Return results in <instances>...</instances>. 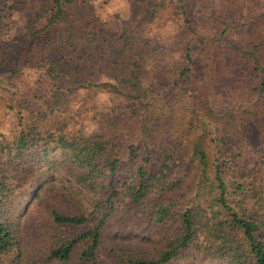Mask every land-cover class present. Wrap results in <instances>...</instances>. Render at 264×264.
I'll return each instance as SVG.
<instances>
[{"label":"trees","instance_id":"trees-1","mask_svg":"<svg viewBox=\"0 0 264 264\" xmlns=\"http://www.w3.org/2000/svg\"><path fill=\"white\" fill-rule=\"evenodd\" d=\"M92 1L0 0V25L18 26L11 40L0 38V81L23 65L39 70L32 90L9 102L21 130L0 133V255L25 256L24 218L44 204L52 264H264V1L222 0L254 42H229V53L191 38L166 95L161 81L144 83L152 45L135 35L98 40L86 17ZM239 61L259 72V84L242 79ZM91 88L125 99L97 113L100 133L46 122ZM211 91L229 95V106L214 107ZM248 122L260 130L262 155L254 156Z\"/></svg>","mask_w":264,"mask_h":264},{"label":"rangeland","instance_id":"rangeland-1","mask_svg":"<svg viewBox=\"0 0 264 264\" xmlns=\"http://www.w3.org/2000/svg\"><path fill=\"white\" fill-rule=\"evenodd\" d=\"M225 2L186 0L187 9H176L173 0H93L87 6L86 17L98 40L121 34L135 35L146 44L150 43L152 51L146 57L144 83L149 88V84L156 88V84L161 81L160 84H163L164 95H166L176 78L173 72L177 66L185 63L186 44L191 38H193V45L200 44L203 38L214 39L217 45L224 44L229 53L233 49L230 43H234L237 47H244L254 42L255 39L251 36L249 27L238 26L243 17L225 13ZM156 4H159L157 13L153 15L152 10ZM186 22H189L190 26H187ZM228 25L231 27L224 33ZM17 27L13 23L0 25V38L11 40L16 35ZM224 36L227 37L226 42L222 43L220 38ZM202 46L204 47V44ZM197 52L200 53V49ZM234 53L238 54V52ZM200 59L202 62V58ZM13 64L15 68L17 63ZM201 66L204 68L203 64ZM239 66L241 69L239 75L243 77L242 79L250 84H259V82L256 83L258 71L248 70L249 66L247 67L244 61H241ZM70 73L69 67L65 78ZM38 74L39 70L36 66L23 65L20 72L10 77L7 83L0 81V133L13 134L21 130L18 113L11 108L9 102L13 101L17 104L21 99L22 91L25 92L28 88L32 90ZM97 80L98 82L109 80L102 64L98 67ZM7 88L18 92L12 97H7L9 93H12L7 91ZM207 96L210 103L218 109L227 108L231 101L229 95L220 92L211 91L207 93ZM26 100L29 107L35 106L34 99L26 98ZM124 103L123 97L112 95L103 88L80 89L66 107L54 108L53 113H50L51 110L48 111L46 122L49 121L52 125L65 122L72 131L83 135L96 134L102 131V124L97 113ZM126 103L129 105L127 101ZM247 127L249 141L257 151V153L254 152V156L258 153L262 155L260 130L252 122H248ZM51 224H53L52 218L44 204L33 207L24 218L22 225V247L25 250V256L18 259L16 253L0 255V264H52L47 261V252L53 246V239L47 233ZM65 229L70 230L68 227ZM71 232L75 233L76 230L72 229ZM99 255L102 260H107L104 251H100Z\"/></svg>","mask_w":264,"mask_h":264}]
</instances>
